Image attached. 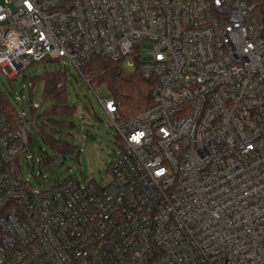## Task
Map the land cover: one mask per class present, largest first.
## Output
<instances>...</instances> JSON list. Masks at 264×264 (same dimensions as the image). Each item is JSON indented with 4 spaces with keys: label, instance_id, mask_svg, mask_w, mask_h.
Here are the masks:
<instances>
[{
    "label": "built area",
    "instance_id": "2783aa9c",
    "mask_svg": "<svg viewBox=\"0 0 264 264\" xmlns=\"http://www.w3.org/2000/svg\"><path fill=\"white\" fill-rule=\"evenodd\" d=\"M256 9L253 0H0L2 71L73 65L122 141L106 186L69 179L40 190L19 162L40 132L36 115L12 121L0 107V264H264ZM96 58L155 77L152 107L123 119L82 73Z\"/></svg>",
    "mask_w": 264,
    "mask_h": 264
},
{
    "label": "rangeland",
    "instance_id": "374dc122",
    "mask_svg": "<svg viewBox=\"0 0 264 264\" xmlns=\"http://www.w3.org/2000/svg\"><path fill=\"white\" fill-rule=\"evenodd\" d=\"M126 72L133 67L124 64ZM60 65L44 60L34 63L16 77L11 78L0 68V90L7 97L14 118H30L32 105L43 100L44 82L35 80L45 72L58 71ZM67 71L68 103L75 106L72 115L62 118L64 124H50L46 132L56 139L75 145L76 151L62 155L53 149L42 133L29 135V147L19 158L21 170L32 185L38 189H50L69 179L81 185L97 183L106 186L110 180V165L117 158L122 141L111 120L105 114L93 89L81 73L69 65ZM100 97L110 95L104 85H93ZM33 159H26V155Z\"/></svg>",
    "mask_w": 264,
    "mask_h": 264
},
{
    "label": "trees",
    "instance_id": "16d2710c",
    "mask_svg": "<svg viewBox=\"0 0 264 264\" xmlns=\"http://www.w3.org/2000/svg\"><path fill=\"white\" fill-rule=\"evenodd\" d=\"M253 1L257 6V18L264 26V0ZM82 73L93 85H104L108 88L110 95L119 105L123 119L139 114L153 105V91L158 80L155 77L146 78L138 68L126 72L119 61L96 58L82 67ZM33 79L44 82L42 105L34 110V113H37L36 122L40 133L46 137L51 147L62 155L75 152L77 148L75 145L56 139L46 132L50 124H64L62 118L72 115L75 110V106L68 103L66 69L45 72ZM0 107L10 120H15L13 107L1 90Z\"/></svg>",
    "mask_w": 264,
    "mask_h": 264
}]
</instances>
